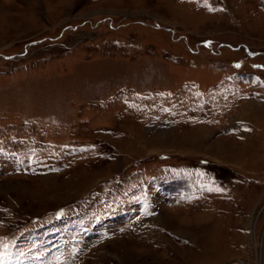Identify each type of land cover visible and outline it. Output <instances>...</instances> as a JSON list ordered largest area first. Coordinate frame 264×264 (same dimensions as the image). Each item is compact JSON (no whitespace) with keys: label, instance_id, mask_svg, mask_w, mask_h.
I'll use <instances>...</instances> for the list:
<instances>
[{"label":"rangeland","instance_id":"obj_1","mask_svg":"<svg viewBox=\"0 0 264 264\" xmlns=\"http://www.w3.org/2000/svg\"><path fill=\"white\" fill-rule=\"evenodd\" d=\"M3 264H264V0H0Z\"/></svg>","mask_w":264,"mask_h":264},{"label":"snow or ice","instance_id":"obj_2","mask_svg":"<svg viewBox=\"0 0 264 264\" xmlns=\"http://www.w3.org/2000/svg\"><path fill=\"white\" fill-rule=\"evenodd\" d=\"M0 264H3V257L0 256Z\"/></svg>","mask_w":264,"mask_h":264}]
</instances>
